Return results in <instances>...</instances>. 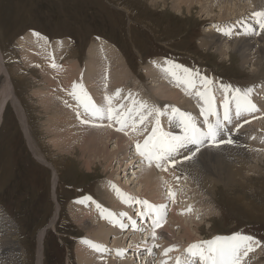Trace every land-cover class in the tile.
I'll return each mask as SVG.
<instances>
[{
    "label": "bare ground",
    "instance_id": "obj_1",
    "mask_svg": "<svg viewBox=\"0 0 264 264\" xmlns=\"http://www.w3.org/2000/svg\"><path fill=\"white\" fill-rule=\"evenodd\" d=\"M244 1L150 0L153 5L162 4L164 9L168 8V2H172L171 8L180 14L184 11L190 13L195 6H201V11L207 9L209 13L213 7L220 6L223 13L220 15L221 22L209 24L208 29L205 30V35L201 39V45L205 48L213 47L214 51L225 55V58H230V55L228 56L229 52L238 53L241 57L242 66L251 65L250 73L253 77L254 75L258 76L256 84L245 87L229 84L233 88H241L242 90L253 89L250 98H252L251 101L258 110L243 112L240 116L236 115L235 102L232 100L234 92L230 90L225 93L222 87L224 84L220 83L215 77L208 78L212 81L208 85V89L215 98V107L220 116L222 115V118L223 100L227 97L231 101L230 122H225L228 128L223 132L222 136L230 134L228 138L232 139L234 143L223 144L220 147L210 146L203 148L199 150L196 158L192 161H182L177 163L175 167L166 164L167 171L158 169L155 165L149 166L143 163V158L137 154L132 155L131 161L126 160L130 145H135L142 140L144 134L155 126V114L149 116L143 124H140L138 122L139 118L136 117V131H133L131 127L126 128L124 132L118 131V124L107 119L101 121L89 118L90 122L85 124L82 122L86 118L83 115V108L71 94L74 91L73 85H82L83 89L87 91L98 106L107 105L106 98L108 96L113 97L112 106L115 108H119V105L123 104L125 105V110L132 109L134 107L133 100L146 102L149 106H156L164 112V115L159 117L163 131H166L171 125L170 113L172 109L177 107L181 108V110L189 111L193 121L199 127L206 129L207 126L204 123L202 111L205 105L202 98L196 95L197 91L203 89V81L201 80L202 77H205L203 74L194 67L190 70L187 65L181 62L182 59L169 60L158 57L150 60L145 66L146 75L150 80V86H147L140 76L132 71L124 51L113 43L100 38V40L91 41L92 43L88 47V55L85 60L86 73L84 72L85 78H83L78 75L81 73L80 70L83 69L82 63L79 61L70 59L62 66L58 62L57 55L59 54L60 56L70 46L67 39L65 40L68 45L61 40L46 45L41 38L33 35L36 32H30L19 40V44L23 45L25 49H22L24 61L41 69L42 75H40V78L43 79V86L35 91V96L42 107L44 115L47 116V128L45 129L50 135L54 136V146L57 147V152L73 154L79 160L83 157V164L88 170H91L92 165L95 163V160H92L93 158H98L99 161L103 159L105 163L109 162V167L116 159V162L119 163L118 170L121 169V171H129L132 168L130 179H127L126 176V179L123 180V177H120L116 170H113L110 174L111 176H108L107 179H103L101 184L97 185L98 190L95 194L99 198L90 197L93 202L91 205H89V198L76 200L74 204L70 205L69 209L74 221L82 229L87 230L88 236L92 237H83L76 245L75 254L78 264H141L139 259H143L146 262H143L144 264H177L178 259L182 261V264H187L190 260L188 253L189 244H175L173 242L175 241L174 239L179 238L188 243L195 238H201L202 235L197 229H200L201 224L206 221L212 226L211 219L216 215V209L212 208V206L213 203L216 204L218 192L227 188L233 189L237 186L240 189H244L248 181L252 182V178H260V175L264 174V28L261 27L260 18L252 14L264 12V0H246V4ZM229 7L233 8L229 9ZM228 9L230 10L229 13L226 12ZM230 19H234V21L229 22L231 21ZM254 19H257V21H254ZM0 24L3 25L4 23H1L0 20ZM249 29H252V31ZM226 32L229 34L226 35ZM223 36L230 38L226 39ZM26 39H29L30 47L28 52L25 46ZM45 40L49 42L47 38ZM138 53L142 54L140 51ZM3 56L4 51L0 43V71L5 72L3 86L0 87V124L3 120V109L7 103H11L16 111L28 144L34 153V158L52 171L53 190H55L60 180L61 167L58 165L59 161H49V157L38 145L29 123L26 104L17 92L11 72L7 69ZM61 57L63 56L61 55ZM173 62L188 68L193 74H199L195 77V89H186L184 83L178 82L171 74L164 71ZM53 65H56V67H53ZM35 78L36 80L39 79L37 75ZM61 82V86L54 88L53 93L51 88L60 85ZM85 83L90 86L91 90L86 87ZM117 90H120L119 97L115 95ZM75 91L78 95L80 94L79 88L75 89ZM93 92L98 99L93 96ZM78 113L81 115H78ZM209 119L214 122L216 117L212 116ZM173 123L174 130L178 135L183 134L184 131L179 126V120L174 119ZM145 128L147 131H142ZM231 130L233 131L230 132ZM53 138H51L52 142ZM58 140L64 141L59 142ZM111 142L115 143L112 150L109 147ZM54 156L56 158V154ZM182 157L180 160H182ZM5 161L3 160V162ZM129 182L131 183L129 184ZM165 182H167L168 189L164 191L166 186L163 187V184ZM132 184H134V189L130 186ZM113 185L124 195L118 194ZM170 190H176V195L174 193V198L171 200V214L167 218V223H163V227L161 225L159 227L138 226L137 229H134L132 221H135L138 205L142 204L137 203V201L148 202L149 199L156 202V204L153 203L156 206L164 205L166 200L168 201L173 196ZM177 190L178 192L180 191V194ZM245 191L240 195L242 197L240 199L244 200V202L246 201V197H244ZM184 192H186V195ZM204 193H207L208 197L204 196L203 198ZM193 194L196 195L194 197L198 203L192 213L191 210L193 208L187 211L190 200L186 199ZM127 197L133 199L125 202ZM148 203L152 204L151 202ZM179 203L182 206H177ZM247 206L252 208L253 213L264 218V205ZM109 211L114 214V217L109 218L107 216ZM56 219L57 216L50 223L53 225ZM114 219L122 221L126 227L121 228L119 223L113 222ZM195 219H198V221L196 222ZM2 221L5 222L0 217V222ZM3 225L4 234H0V241L5 249L9 248L14 254L9 257L6 250L0 264H17L21 253L24 255V251L21 247H17L13 240V235L16 232L15 221L9 216V224L5 222ZM175 225H180L178 235L174 230ZM154 231L157 239L156 236L153 237ZM44 235L45 230L42 229L38 235L40 245L36 264H43L42 242ZM218 236L226 237L224 235ZM85 240L103 246L102 250L98 251L92 248L89 244L84 243ZM158 245H165L166 249L172 248L173 250L170 251L169 255L167 253L165 257H160L162 250H159L156 258L157 251L155 248ZM129 247L132 249L131 252L130 249H127ZM144 249H153L155 255L148 256ZM174 256L176 259L172 260ZM262 256L260 245L255 241L252 243V250L248 251L247 255L242 254L241 264H264L260 262V257ZM194 258L198 264H203L199 257Z\"/></svg>",
    "mask_w": 264,
    "mask_h": 264
},
{
    "label": "rangeland",
    "instance_id": "obj_2",
    "mask_svg": "<svg viewBox=\"0 0 264 264\" xmlns=\"http://www.w3.org/2000/svg\"><path fill=\"white\" fill-rule=\"evenodd\" d=\"M1 1L7 2L4 4ZM108 1L0 0V20L1 23H4L3 25L0 24V43L4 51V62L7 69L11 72L18 94L26 104L29 123L38 145L49 157V161L58 160V165L61 167L60 180L55 190H53L52 171L34 158V153L28 144L16 111L11 103H7L3 109L5 112L3 111V120L0 124V217L8 224L9 216L15 221L16 232L13 235V240L17 247H21L24 251V255L21 253L17 264H36L40 245L38 235L42 229L45 230L42 242L43 264H78L75 254L76 245L83 237L91 236H88L87 230L82 229L74 221L70 213V205L79 199L82 200L89 197L98 199L99 197L95 195L98 186L103 179L111 176L110 174L113 170H116V173H119L123 180L126 179V176L127 179H130L132 174V168L129 171L118 170L119 163L116 162V156L110 167L108 166L109 162L105 163L103 159L99 161L98 158H93L92 160H95V163L92 165V169L88 170L83 164V157L79 160L73 154L57 152V147L54 146V136L50 135L45 129L47 128V116L44 115L42 107L35 96V91L43 86V79L40 78V75H42L41 69L24 61L22 49H25L23 45L19 44L20 39H23L30 32H36L33 35L41 38L46 45L60 40L68 45L65 40L67 39L70 46L68 49L65 47L66 50L64 49V53L61 54L63 57L59 56V54L57 55L58 62L62 66L70 59L79 61L82 63L83 69L80 70L81 73L79 72L80 74L78 75L83 78H85L84 72L86 73L85 60L88 55V47L92 43L91 41H97L102 38L124 51L132 71L139 75L147 86H150V80L146 75L145 66L150 60L158 57L169 60L182 59L181 62L187 65L190 70L194 67L203 76L209 79L215 77L224 85L231 83V85L245 87L256 84L258 79L257 75L253 74V77L250 73L251 65L242 66L241 57L238 53L229 52L228 56L230 55V58H225V55L214 51L213 47L205 48L201 45V39L205 35V30L208 29L209 24L221 22L220 15L223 13L220 6L210 9V13L207 9L201 11V6H195L190 13L184 11L180 14L171 8L172 2H168V8L164 9L162 4L153 5L150 0ZM244 3L246 4V0ZM2 5L4 6L2 7ZM229 9L224 11L229 13ZM230 20L229 22L234 21V19ZM254 21H257V19H254ZM223 37L226 39L230 38L228 36ZM28 41L29 39L25 40L27 52L30 47ZM139 51L142 54L138 53ZM3 72L2 70L0 71V87L3 86L5 75V72ZM36 75L39 77L38 80L35 78ZM61 84L62 82L60 85L53 86L51 88L52 92L54 93V88H59ZM85 85L90 89L87 83ZM93 96L98 99L94 92ZM249 99L251 100L252 98L249 97ZM181 111L190 113L184 109ZM220 117L222 119V115ZM170 120L171 125L165 132L178 135L174 130V119L171 118ZM44 121L45 123H43ZM182 131H184L183 128ZM148 132L149 135L151 130ZM148 135L145 133L142 140ZM229 135L224 134L219 140L227 139ZM51 138H53V142ZM58 141L63 142L64 140ZM114 145L115 143H109L111 150ZM133 146L134 144L130 145L128 156L126 157L127 161H131L132 155H134ZM210 146L208 144L207 147ZM189 147L194 148L193 146ZM10 149L11 151H9ZM180 152L181 155L178 159L188 153V149H181ZM53 154H56V158ZM2 158L7 162H3ZM142 162L145 163L144 160ZM131 166L135 167L134 165ZM251 180L252 182L248 181L246 183L244 189H240L237 186L233 189L227 188L218 192L216 204L213 203L212 206V208L216 209V215L211 219L212 226L206 221L201 224L200 229H197L202 235L201 238H195L196 240H191L188 243L185 240L175 238L173 242L179 245L189 244L191 246L193 243L198 244V242L201 243L204 240H213L217 235L226 237L238 233L246 236L252 235L251 237L256 236L260 239L253 237L254 242L256 241L260 245L263 255L260 257V262L264 263V218L253 213L252 208L247 206L264 205V174L260 175V178L254 177ZM166 183L163 184V187L166 186L164 191L168 189ZM130 186L133 188L134 184ZM244 191L247 194H244V197H246L245 202L240 199L242 198L240 195ZM186 192H184L185 195ZM170 193L172 195L175 193L176 195V190H170ZM178 193L180 194V191ZM194 196L196 195L193 194L186 199L190 200L187 211L193 208L191 210L192 213L198 203L195 201L196 198ZM204 196L208 197L207 193L203 194V198ZM172 198H174V195L168 201L166 200L164 204L168 216L170 215ZM88 201L89 205L93 203L92 198L88 199ZM148 202L156 204V202L149 199ZM177 206L182 205L179 203ZM56 216L57 219L52 225L50 222ZM195 221L197 222L198 219H195ZM5 222H0L1 235L4 234L3 224ZM179 229L180 225H175L174 230L177 235ZM78 236L83 237L78 238ZM161 246H157L155 249L161 250ZM130 248L127 249L129 250ZM179 248L181 249L182 247ZM6 250L9 257L14 254L9 248L5 249L0 241V263ZM143 254L144 256L146 255L145 253ZM139 260L141 264L146 263L143 259Z\"/></svg>",
    "mask_w": 264,
    "mask_h": 264
},
{
    "label": "snow or ice",
    "instance_id": "obj_3",
    "mask_svg": "<svg viewBox=\"0 0 264 264\" xmlns=\"http://www.w3.org/2000/svg\"><path fill=\"white\" fill-rule=\"evenodd\" d=\"M255 16L260 18L261 27L264 28V12H256ZM252 31V29H249ZM229 34L228 32L225 33ZM38 35V34H37ZM56 67V65H53ZM166 73L171 74L178 82H182L186 85V89L196 88L195 77L199 74H193L188 68L171 63L170 67L164 69ZM203 89L196 92V95L201 97L205 107L202 109L204 115V123L206 124V129L203 127H198L190 113L181 111L179 108L172 109L170 113V118L178 119L179 126L184 129L183 135H172L169 132H165L161 128L160 116L164 115V112L157 108L156 106H149L146 102L132 101L134 107L132 109L125 110V105H119V108L112 106V96H108L107 105H97L83 89L82 85H73L74 91L71 93L80 103L83 108V115L86 117L82 122L89 123V118L94 120H109L114 121L119 125L118 131L124 132L126 128L131 127L133 131H136L137 119L139 118V123L143 124L149 116L155 114V126L151 129L150 134L144 139L143 143L137 142L135 144L136 150L139 155L151 166L155 163V166L159 169L167 171L165 165H171L175 167L177 163L182 161H192L196 158L199 152V146L203 145L206 141H210L214 146L219 147L221 144H232L234 141L230 138L220 139L217 137L221 135L225 122H230V103L229 98L225 97L223 100V118L221 119L219 112L215 107V98L208 89V85L212 83L207 77H202ZM223 91L228 93L230 90L234 92L232 100L235 102L236 115L240 116L243 112L257 111V107L249 99L253 89H241L233 88L230 85H223ZM79 88L80 94L78 95L75 89ZM115 95L120 96V90H117ZM138 105V107H137ZM78 115H81L78 113ZM215 116L214 122H210V117ZM142 131H147L143 129ZM189 146H195L190 148ZM181 149H188V154L183 155L182 160L178 159L180 157ZM118 194L124 195L120 192L116 186L113 185ZM174 195V194H173ZM89 199H91L89 197ZM133 198L127 197L125 202L131 201ZM82 202V201H81ZM137 203L145 204L149 210V213L153 215V226L159 227L161 221L164 219V213L160 211L165 208L164 205H152L147 201H137ZM99 207V205H97ZM156 209L153 213L152 210ZM126 215V214H122ZM143 216L144 213H141ZM109 218L114 217L112 212H107ZM130 219V218H129ZM114 223H119L121 228L126 227V225L120 220H113ZM133 226L136 222L132 221ZM153 237H155V231L153 232ZM254 238L251 236H246L243 234H235L229 237H216L210 241H204L200 244H192L188 253L192 257H199L203 264H241L242 254L247 255L248 251L252 250V243ZM84 243L89 244L92 248L96 250H102L101 245L95 244L91 241L85 240ZM156 246V245H154ZM172 248L166 250L167 252L172 251ZM122 254V253H121ZM177 264H182L178 259ZM191 264V261L187 262Z\"/></svg>",
    "mask_w": 264,
    "mask_h": 264
}]
</instances>
